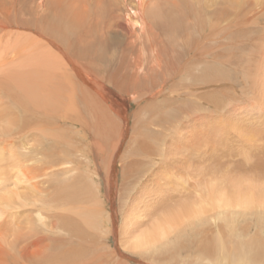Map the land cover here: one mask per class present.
I'll list each match as a JSON object with an SVG mask.
<instances>
[{"label":"bare ground","instance_id":"6f19581e","mask_svg":"<svg viewBox=\"0 0 264 264\" xmlns=\"http://www.w3.org/2000/svg\"><path fill=\"white\" fill-rule=\"evenodd\" d=\"M238 1L242 2L0 0V264H121L115 258V255L125 257L120 250L105 255L106 247L103 249V245L98 244L102 241L99 233L105 229L107 221L101 215L103 209L98 210L96 206L99 202L95 204L93 200L97 186L95 172L82 168L85 175H78V182L63 183L61 178L66 176L65 169L57 170L63 165L60 157L63 146H55V153L51 146L54 143L66 146L64 143L75 141L73 131L69 134L58 131L76 122L84 124L85 119H93L89 122L90 128H96L101 122L102 133H110L114 121L108 111L112 106L104 111L103 102L99 100L158 98L161 90L157 89L164 83L157 80L156 70L143 73L141 49L156 47L158 52L152 55V60L168 56L174 48L171 40L175 41L171 28L176 23L179 29L182 22L187 31L180 26L182 34L175 42L186 49L191 46L194 34L200 38L195 41L205 46L220 29L209 25L207 12L223 2ZM262 1L254 0L253 3L264 5ZM178 11H182L183 19L176 22L173 14ZM165 33L171 34L166 38ZM185 51L187 53L188 49ZM192 55L193 51L186 57ZM168 64L164 66L165 70ZM249 64L252 65L250 72L254 73L247 76L260 79L264 70L259 67V61L254 64L251 58ZM207 83L206 74L190 75V84L198 86L200 91ZM256 83L264 90V81ZM142 89L145 90L140 91ZM76 100H97V104L84 105ZM210 102L220 105L215 100ZM80 112L84 114L77 117ZM248 122L251 133L250 139H244L245 150H239L240 143L229 139L226 129L222 130L224 119L217 117L216 124L209 123V126L211 132L217 131L222 140L224 138L220 145L230 150L229 154L236 155L239 151L250 153L254 148L251 144L258 132L253 122ZM218 124L220 129L216 130ZM50 135L54 142H48L50 146H47L45 140ZM34 137L43 140L30 143ZM182 139H176V146H171L172 152L194 153L193 147L190 150L188 146H182ZM149 145L147 141L141 146L138 143L140 157ZM134 156H137L136 152ZM219 158L223 160L225 156ZM46 159H51L48 165ZM242 160L244 164L242 161L238 167L231 166L219 172L214 171L216 168H208V181L202 185L197 183L194 198L190 192L187 195L190 198L180 200L183 204L174 207L175 202L164 215L152 219L151 223L156 221L149 226L142 220L144 213L135 205L119 230L121 245L137 252L139 258L146 261L143 264H221L224 258H228V262L234 258L235 264H264V158L254 164L250 158ZM129 165L133 166V162ZM113 167L111 165L110 169ZM76 169L80 172L81 167ZM72 170L66 169L68 174ZM238 170L245 175L232 180L231 175L237 174ZM146 178L150 180L151 175ZM82 181L89 190L85 199L79 185ZM175 181L176 184L169 186L173 189L183 187L187 194L186 183L180 179ZM179 193L178 190L177 195Z\"/></svg>","mask_w":264,"mask_h":264},{"label":"rangeland","instance_id":"374dc122","mask_svg":"<svg viewBox=\"0 0 264 264\" xmlns=\"http://www.w3.org/2000/svg\"><path fill=\"white\" fill-rule=\"evenodd\" d=\"M246 1L242 0V2L238 1L232 4L230 2H223L221 6H216L211 9L212 11L207 12L209 25H216L220 29L216 30L214 35L209 38L212 42L205 46H203L202 42L195 41L200 38L194 34L191 46L186 49L179 46L178 42H175L178 41V36L182 34L181 27L184 31H187L185 23L182 22L179 25V29L176 23L171 28L174 34L172 37L175 38V41L174 39L171 40L174 48L168 56H163L161 60H158V58L152 60V55L157 53L158 49L150 46L141 49L144 58L143 73L150 74L153 70H156L157 80L164 83V86L161 89H157V91L161 90L158 98L151 100H129V98L124 97L116 100H106L107 102L99 100L103 102L104 111H108L110 105L112 106L110 111H108L112 117L111 119L114 121L110 133H102L101 122H98L96 128H90L89 122L93 119H85L87 122L85 120L82 121L83 123L85 122L84 124L76 122L74 125L63 126L58 131V133L64 131L68 134L73 131L76 136L75 141L72 143H64L66 146L58 145L57 143L51 146L53 151L55 146H58V148H62L63 146L60 154L63 165L57 167V170L65 169L64 174L66 176L62 177L61 180L63 183L74 184L77 181L76 177L78 175L82 177L85 175L82 168L90 173L95 172L94 179L97 182V186H92L96 194L93 200L95 204L99 202L100 206H96L97 208L99 207L98 210L102 211L103 209L102 212L104 213L101 215L107 221L105 229L101 227L102 231L99 233V239L101 237L102 241H99L98 244L103 245V249L106 247L105 251L103 250V254L105 255L116 251V249L120 250L121 254L125 257L115 255V258L121 264L146 263V261L139 258L140 256L137 252H133L127 248L126 250L121 245L123 241L119 230L125 224L126 215L135 205H137L141 213H144H140L142 220H146L145 223L149 226L152 219L156 217L157 220L160 216L164 215V212L168 208L171 209L175 202L176 205L174 207L177 204L178 206L183 204L180 200L185 199L190 192L193 194H189L191 197L195 196L196 194L194 195V193L198 189V184L202 185L206 180L208 181V168H216L217 170L214 171L219 172L220 169H230L231 166L233 168L238 167L242 164V161L244 164L245 162L242 159L245 158H250L253 164L258 162L259 159L263 160L264 158V90H260L259 84L257 85L256 83L264 81V73L260 76L261 78L259 77L260 79L256 77L253 80V78L247 76L253 72H250L252 65L249 64V60L251 58L254 64L256 62L258 64L259 61V67L264 70V66L262 67L264 65V61H262V58L264 60V5L253 3L254 0ZM239 2L244 4L240 5ZM214 9L217 10L214 11ZM173 18L176 22L182 20V11L173 14ZM239 19L241 20L239 21ZM244 20L246 21L244 22ZM245 26L248 27L246 28ZM169 34L171 33H165L164 36L167 38ZM187 49L188 52L186 53L185 50ZM191 51H193V55L186 57ZM225 55L226 57H224ZM260 60L262 63H260ZM171 62L174 63V66ZM166 64L171 69L168 66V69L165 70L164 66ZM168 71L172 72V74L168 75L170 73ZM191 74H206L208 76V83L205 89L200 91L198 86L190 84ZM249 81L255 82L256 85ZM147 90L151 89L148 88ZM194 96L197 97L195 98ZM212 100L218 101L221 106L215 103L211 104L210 101ZM76 101L84 105L86 103L90 104V102L97 104V100ZM80 108L82 109L81 106ZM112 108L113 110H111ZM83 114L84 112H80L77 117H82ZM97 114L99 115V113ZM217 117L222 118V120L224 119L222 130L226 129V132L230 136L229 139L240 143L238 144L240 146L239 150L246 149V145L243 142H245L244 139H250L251 133V125L248 120L253 122L255 131L258 133H256L255 142L251 144L254 145V148L250 153L245 152L241 154L239 151L236 155H231L229 154L230 150L220 145L224 138L222 140V136L217 131L211 132L209 126V123L214 125L217 123H215ZM240 128H243V130H239ZM218 129H220L219 124L216 130ZM50 137H46L47 146H50L48 142H54L53 136L50 135ZM178 137L183 138L182 143H184L182 146H188L190 150L193 147L194 153L191 154L185 151H181L182 153L172 152L171 146H176L175 141ZM39 140L41 142L43 139L34 137V140L30 143H36L35 141ZM144 141L149 142L150 145L144 149L143 155L140 157L137 153V145L139 143L141 146ZM238 145L236 146L239 147ZM46 151L48 155L49 151L47 147ZM135 152L137 154L136 157L134 156ZM171 152L173 158L170 156ZM221 155L225 156L223 160L219 158ZM108 159H110V162ZM50 160L46 159L47 165ZM128 162H133V166L129 165ZM220 163H224L226 168H220L218 166ZM111 165H114L112 169H110ZM75 167H81L80 172ZM66 169L73 170L68 174ZM148 174L151 175L150 180L146 178ZM241 175H245V173L238 170L237 174L231 175L232 180L238 179ZM171 176H173V179ZM174 178L186 183L187 194L182 189L183 187L173 189L172 186H169L171 183L176 184ZM84 184L86 182L82 181L79 183L82 187V197L85 199L89 190L85 189ZM178 190L180 193L177 195ZM190 196L187 198H190ZM172 201L174 202L173 205H171ZM166 203L169 204L167 205ZM147 204L148 206L145 208ZM134 211H136V208ZM56 213L59 214L61 212L57 211ZM156 220H153V223ZM207 236L210 237L211 234L207 233ZM234 261V258H230L229 263L228 258H224L221 260V264H235ZM204 264L207 263L204 262Z\"/></svg>","mask_w":264,"mask_h":264}]
</instances>
